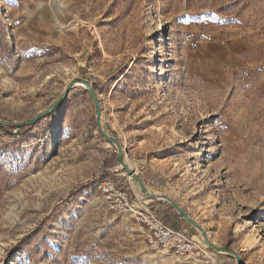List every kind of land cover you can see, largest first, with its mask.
I'll list each match as a JSON object with an SVG mask.
<instances>
[{"label": "rangeland", "instance_id": "obj_1", "mask_svg": "<svg viewBox=\"0 0 264 264\" xmlns=\"http://www.w3.org/2000/svg\"><path fill=\"white\" fill-rule=\"evenodd\" d=\"M80 80L147 190L264 264V0H0V264H237L139 190ZM104 183L196 250L152 249Z\"/></svg>", "mask_w": 264, "mask_h": 264}, {"label": "built area", "instance_id": "obj_2", "mask_svg": "<svg viewBox=\"0 0 264 264\" xmlns=\"http://www.w3.org/2000/svg\"><path fill=\"white\" fill-rule=\"evenodd\" d=\"M102 189L112 208L129 213L146 231L147 241L152 249H166L179 255H187L196 250L197 244L186 231L174 229L150 208L134 207L130 203L128 195L118 191L111 183H104Z\"/></svg>", "mask_w": 264, "mask_h": 264}, {"label": "water", "instance_id": "obj_3", "mask_svg": "<svg viewBox=\"0 0 264 264\" xmlns=\"http://www.w3.org/2000/svg\"><path fill=\"white\" fill-rule=\"evenodd\" d=\"M82 84H84L88 90V92L90 93V95L92 96L93 98V101H94V105H95V109H96V114H97V121H98V129L101 133V135L107 140L109 141L110 143H112L113 145L116 146L117 148V157H118V161H119V164L123 167V169L134 179V181L137 183L138 185V188L139 190L145 194L147 197H150L151 199H156V200H163V201H167L171 207H173L176 212L188 223V224H191L193 225L196 229H198L205 241V243L207 244V246L214 250V251H217V252H220V253H227L229 255H232L236 258L237 260V264H242V261H241V258H240V255L238 253H236L235 251H231L227 248H224V247H215L208 239L207 237V234L205 233L203 227L196 223L195 221H193L191 219V217L189 216V214L184 210L182 209L177 203H175L171 198L167 197V196H163V195H156V194H153V193H150L147 188L143 185L142 181L140 180V178L138 177L137 173L132 170L124 161V156H123V150H122V147L119 143L118 140L110 137L106 132L105 130L103 129L102 125H101V114H102V111H101V105H100V101L99 99L97 98L96 94L94 93V91L92 90L91 88V85L87 82V81H82L80 80ZM78 81L77 80H74L71 84L68 85L67 89H66V92H65V95L68 94V91L75 85L77 84ZM64 95V96H65ZM64 97H62L59 101H57L56 103H54L47 112H45L44 114H47L49 113V111H52L55 106L63 99ZM41 117V115L37 116L36 118L32 119L31 121L23 124L24 126H28V125H31L33 124L37 119H39ZM0 125L4 126V125H7V123L5 122H2L0 121Z\"/></svg>", "mask_w": 264, "mask_h": 264}, {"label": "bare ground", "instance_id": "obj_4", "mask_svg": "<svg viewBox=\"0 0 264 264\" xmlns=\"http://www.w3.org/2000/svg\"><path fill=\"white\" fill-rule=\"evenodd\" d=\"M132 169V168H131ZM133 170V169H132ZM131 177V176H130ZM135 205H137V204H135ZM138 208V207H137Z\"/></svg>", "mask_w": 264, "mask_h": 264}, {"label": "trees", "instance_id": "obj_5", "mask_svg": "<svg viewBox=\"0 0 264 264\" xmlns=\"http://www.w3.org/2000/svg\"><path fill=\"white\" fill-rule=\"evenodd\" d=\"M0 127H2V125H0Z\"/></svg>", "mask_w": 264, "mask_h": 264}]
</instances>
